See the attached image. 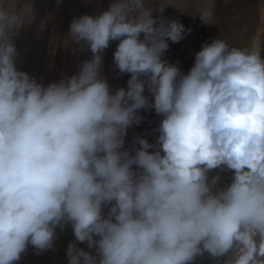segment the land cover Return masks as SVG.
Masks as SVG:
<instances>
[{"label":"clouds","instance_id":"obj_1","mask_svg":"<svg viewBox=\"0 0 264 264\" xmlns=\"http://www.w3.org/2000/svg\"><path fill=\"white\" fill-rule=\"evenodd\" d=\"M170 2L158 16L146 0H112L74 18L69 37L92 55L47 85L15 62L33 5L0 7V264L29 244L52 249L68 224L95 249L69 242L68 264H194L204 253L264 264V56L217 38L183 73L163 59L185 27L163 16ZM113 41L115 68L130 74L114 92L101 75ZM153 108L161 150L139 136L125 148ZM214 169L232 171L231 183L216 188Z\"/></svg>","mask_w":264,"mask_h":264},{"label":"rangeland","instance_id":"obj_2","mask_svg":"<svg viewBox=\"0 0 264 264\" xmlns=\"http://www.w3.org/2000/svg\"><path fill=\"white\" fill-rule=\"evenodd\" d=\"M34 7V16L26 18L25 24L17 29L13 37L17 52L16 67L44 85L56 82L65 76L78 72L82 61L90 59L91 52L82 49L69 37V26L74 18L82 15L96 16L107 10L112 0H29ZM164 0H146L148 6L154 7L153 15H160L155 7ZM23 0H0V7L18 11ZM264 0H171L165 7L163 16L178 19L183 23L182 39L173 43L169 40V49L163 59L167 63L176 64L187 74L194 65L195 54L204 43L221 38L230 47H239L250 51H259L264 56ZM209 12L210 20L202 19L201 14ZM118 41H113L102 54L103 65L101 75L109 83L114 92L127 87L130 74H119L113 64V53ZM147 94V92H146ZM142 121L128 129L125 137V148H138L133 138L139 136L147 139L154 152L160 149L157 128L162 116L155 109H141ZM219 175L216 188H224L231 183L233 173L230 170L214 169L208 173L209 179ZM215 190V189H214ZM105 213L107 208L104 209ZM57 236L52 249L37 253L29 244L25 253L16 264H68L66 250L69 242L95 254L86 243L75 241L73 230L68 224L63 231L56 229ZM194 264H223L204 253L197 257Z\"/></svg>","mask_w":264,"mask_h":264}]
</instances>
